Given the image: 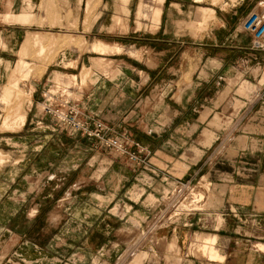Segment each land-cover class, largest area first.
<instances>
[{
	"label": "crops",
	"instance_id": "0c3cea01",
	"mask_svg": "<svg viewBox=\"0 0 264 264\" xmlns=\"http://www.w3.org/2000/svg\"><path fill=\"white\" fill-rule=\"evenodd\" d=\"M31 1L35 0H0L2 20L13 23L7 17L15 13L21 18L18 21L33 22ZM259 2L264 0H225L211 7L199 6L216 13L217 19L192 38L190 33L179 34L183 19L176 14L184 12L186 3L163 0L156 6L162 13L148 57H81L82 65L95 66L82 91L81 105L106 124L108 135L118 139L129 135L147 146L151 166L141 170L114 149L88 137L73 139L76 155L59 157L65 149L56 146L48 148L51 160L46 159V149H39L32 158L27 155L28 162L20 164L21 171L5 182L7 189L0 195V264H94L96 258L98 264H118L121 253L132 248L138 230H146L154 220L160 203L153 202L154 196L160 199L170 186L165 177L189 183L204 178L215 193L205 187L207 182L200 187L219 202L217 210L230 209L225 213L230 219H264V49L254 48L252 35L242 28L252 11L262 9ZM164 3L166 19L161 22ZM130 4L118 3V10L128 16ZM98 41L91 46L95 52H99L95 50ZM100 58L113 63L109 70ZM8 59L6 53H0V66ZM87 76L85 73L83 78ZM12 80L4 94L6 102L12 98L11 90H16ZM243 81L247 82L241 85ZM251 84L257 86L255 90ZM21 112L26 115L24 126L27 111L22 105ZM79 140L89 146L80 147ZM84 149L87 153L82 157ZM145 174L151 182L141 178ZM148 192L154 194L149 201ZM67 194L71 195L70 207L64 215L58 214L55 206ZM99 199L96 205L101 211H90L89 202ZM111 203L130 207L127 213L133 211L138 223L127 214L110 213ZM197 205L205 207L206 196L194 207ZM209 216L200 211L184 214L180 221L157 229L155 236L182 239L180 264H264V241L255 249L248 243L250 239L245 243L238 238L242 230L246 236H255L253 226L234 229L231 238L236 244L227 255L218 247L217 233L199 235V251L207 260L191 258L186 247L191 221ZM144 248L154 252L158 246L150 240ZM144 255L137 253L132 264H141ZM162 264L171 263L164 260Z\"/></svg>",
	"mask_w": 264,
	"mask_h": 264
},
{
	"label": "rangeland",
	"instance_id": "374dc122",
	"mask_svg": "<svg viewBox=\"0 0 264 264\" xmlns=\"http://www.w3.org/2000/svg\"><path fill=\"white\" fill-rule=\"evenodd\" d=\"M87 1L91 4V6H93L91 9L93 10V14L90 13L92 12L91 10L88 12L86 11V0L31 1V11L34 14V18L33 22L30 23L24 21L23 19L22 21H18L21 19L18 15L15 20L16 22H4L0 14V53L4 52L10 57V59H8L9 61L2 60V67L0 66V150L5 155V157L4 155H1V158L4 161H0V195H2L7 189L5 187V182H7V180H13V178L15 179L17 173L21 171L20 164H23L25 161L28 162L27 159L31 156H34V154L37 153L39 149H42V151L46 149V154L44 152L41 153H44L45 156H47L46 159L48 160L53 159V155L49 154L50 152H48V148L52 149V147L55 146L65 149L64 154H59V157L65 156V154L69 153L76 155L78 147L75 149L72 141L73 139L77 138L85 139L86 136L84 131L80 129L74 133L73 130H71V124H65L52 112H50V110L47 109V106L49 108H54L57 104L67 105L66 102L69 101L70 103L79 107L81 111L89 113L81 105L80 101L83 98L82 91H84L88 85L87 81L90 79L92 70L95 66H89L88 64L82 65L81 57L101 56L110 58L113 57L114 54H117L120 56L127 55L137 59H145L151 53L150 47L154 46L152 44L153 39L151 38L155 36V32L160 25H157L156 22L158 19L155 20L154 17L155 8H157L156 6L161 4L158 2V0ZM182 1L186 3V5L183 6L184 12L181 14H176L179 19H183L179 23V34H181L180 31H183L190 33V35L193 36L192 38H194L197 35L207 31L210 25L217 19L216 13L214 15L211 10L207 8H201L205 16L204 20H193L196 19L195 13L198 8H200L199 6L211 7L212 4L219 5L225 0H201L199 2H193L192 0ZM118 3L124 5L131 3V12L128 16L123 15L118 10ZM166 5L167 4L164 3V12L162 14L161 22L166 19ZM14 24L20 25L19 29L15 30L12 28H7L8 26ZM34 32L40 34L44 33L45 35H48V37L53 36L54 38H57L59 44L49 45V47H55L53 49L51 47H47V51L45 52L42 59L39 57L38 46L37 48L36 46H30L28 48V53L26 56L24 55L23 59L25 62L29 63L31 76L27 78L23 77L24 79L22 78L23 80L21 79L19 81L17 89L11 90L13 92L12 98L6 102L4 101V94L13 75L12 72L15 70V68H17L18 63L22 60V54L20 50L22 48L23 41L27 35L28 39L29 36ZM70 36H74L75 39L79 41V43H76L77 41H73L71 45H64L63 41L68 39V37L70 38ZM98 40H103L110 46L120 44L122 51L116 52L114 50H110L106 53H103V55L99 52H95L91 49V46ZM61 47H63V49ZM11 48L13 49L10 50ZM95 60L97 59L91 58V61L95 62ZM98 60H101L107 69L113 65V63H110L107 59L100 58ZM39 65L41 67L38 69ZM40 69H42V71ZM103 71L105 73H109V71L106 72L104 69ZM40 72L41 74H39ZM85 73H88L87 78H83ZM9 75H11L10 78H8ZM73 75L76 77L74 78ZM58 77H60L62 80L58 81ZM245 82L247 81L241 82V85ZM252 86V90H255L257 87L256 85ZM31 91L33 92L32 95ZM239 92L243 95H247L249 93H242L241 91ZM52 93L55 94L53 96L54 99H52L51 102H47L48 105H46V103H44V94H46V97L48 98L49 96H52ZM19 102L21 103L22 108L27 111V120L25 125L16 131L3 129V121L5 117L10 113L9 111L13 110V108L16 110ZM89 114L93 115L91 113ZM125 136L131 137L129 135ZM79 146L86 148L89 146V144L84 140H79ZM86 153L87 152L84 149V151L81 152L82 157H85ZM27 155H29V157ZM139 168L141 170H145L141 167ZM141 178L144 180L148 179L149 182H151V177H149L147 174L142 175ZM165 179L169 182L170 186L166 188L165 193L162 192L160 199H157V197L155 198L153 193H147V201H149L150 197L154 196L153 202L156 200L158 203L160 202L159 207L155 212L156 215L154 220L149 223V227L147 228L148 230H138L137 237L132 244V248L121 253L118 264H132L137 253L145 254L141 264H144L145 261L148 260L153 261V264H162L164 260H167V263L180 264V246L185 245L182 239L180 238L178 240L177 237H174L173 240H167L166 238H158L155 236V233L157 229L168 226L171 221H180L184 214L194 211H200L203 212L205 216L207 214H210L211 216H209L208 219H206V217L204 219H192L191 221L193 222L192 231L189 235L188 244H186V247L188 246L187 252L191 258L195 256L201 260H207V257H203L202 253L199 251V248L201 247L196 239L199 235L208 233H217L219 235L221 241L218 244V247L227 255L233 244H236V241L232 240L231 238L236 234V232H234V229L236 228H238V231H241V228L246 229L247 227L252 228L253 226L257 230V232L254 234L255 236H246L242 230L241 232L237 233L238 238L240 241L243 239L245 243L247 242L245 239H250L248 240L250 246L252 244L255 249H259L258 244L264 241V239L261 238V236L264 235V231L262 233V229H264V219L253 221L247 220L245 217L238 219L237 221L230 219L229 215L225 214L229 213L230 209L228 210L223 208L222 212H220L217 210L219 202L216 201L215 197H210L211 192L214 191L215 193V189L213 190L214 186H210L212 190H210L211 192L209 194L208 191H205L204 187H200L202 183L205 182L211 184V182L206 181L204 178L194 181L193 183L186 182L190 184V187L189 189H185V193L180 194L176 192L173 194L172 188H174L175 182L170 181L167 177H165ZM197 191H204V196H206L205 207H194V205L190 207H182L181 202L183 200V196L192 197L194 194L189 195V193H195ZM181 194H183V196H181ZM168 196L170 198H168ZM83 197H85V195ZM95 197L97 196L95 195ZM58 198H60V195ZM62 198L67 199L58 202L55 206V209L58 214L61 213L64 215L66 207H70L68 203L71 201V195L67 194ZM100 199L103 201V197ZM100 199L94 200L92 203L89 202L91 207L88 206V209L94 213H99L97 211H101V209L96 205V203L97 201L100 203ZM174 199L176 200L175 202H173ZM84 200L86 199L84 198ZM109 202L110 201H107L106 203L108 204ZM176 207H178V209ZM200 208H202V210H192ZM108 209L111 211L110 213H114L113 215L124 216L127 214L126 217L129 216L130 220L133 221L134 224L138 223L134 217L133 211L127 213L130 207L125 209L122 205L111 203ZM174 213L177 216H173ZM196 216L200 217L203 215L197 214ZM183 229L185 228L183 227ZM231 233L233 235H231ZM150 240H152L153 244L158 246V249L154 252H149L146 250V248H144ZM175 249L177 250L175 251ZM94 261V264L99 263L98 258H96Z\"/></svg>",
	"mask_w": 264,
	"mask_h": 264
},
{
	"label": "built area",
	"instance_id": "2783aa9c",
	"mask_svg": "<svg viewBox=\"0 0 264 264\" xmlns=\"http://www.w3.org/2000/svg\"><path fill=\"white\" fill-rule=\"evenodd\" d=\"M259 3L262 9L259 11H252L243 21L242 28L252 35L254 48L264 49V3ZM54 95L55 94L52 93V96L47 98L46 94H44V103L48 105L47 102H51L52 99H54ZM66 104L67 105L57 104L54 108H49L47 106V109L65 124H71V130H73L74 133L82 129L86 137L95 138L99 141L101 146L114 149L118 154L126 157L135 166L143 169L150 168V150L147 146L131 137L125 136L123 139H118L108 135V127L103 121L89 113L81 111L79 107L69 101L66 102ZM189 187L190 184L178 180L175 182L174 188H172V193H185V189H189ZM182 195L183 194H181V196ZM183 199L186 200L187 196H183ZM173 216H176L175 213Z\"/></svg>",
	"mask_w": 264,
	"mask_h": 264
},
{
	"label": "bare ground",
	"instance_id": "6f19581e",
	"mask_svg": "<svg viewBox=\"0 0 264 264\" xmlns=\"http://www.w3.org/2000/svg\"><path fill=\"white\" fill-rule=\"evenodd\" d=\"M196 1H201V0H196ZM160 3H163V0H160ZM92 7L93 6H91V4L88 2V4H87V12L88 11H90L91 9H92ZM94 9V8H93ZM92 12H90V13H92L93 14V10H91ZM161 8H159V7H157L156 8V10H155V13H154V17H155V20H159V18L161 17ZM212 13V12H211ZM87 14V13H86ZM91 14V15H92ZM89 15V14H88ZM204 13H203V11H202V9L201 8H198V10H197V12L195 13V18L196 19H193V20H195V21H200V20H204ZM16 18H17V15H15V13L14 14H10L8 17H7V19H8V21L9 22H13V21H15L16 20ZM87 18H88V16H87ZM206 21V20H205ZM194 22V21H193ZM203 22V21H202ZM30 35V34H29ZM73 41H77V39H75V37L73 36H70V38L68 37V39H65L63 42V44L64 45H69V44H71ZM83 41V40H82ZM81 42V41H80ZM25 44H24V46H23V49H22V51H21V54H22V57H21V61L19 62V64H18V66H17V68H15L16 70H15V72L13 73L14 75H13V80H12V85L13 86H11V87H14L15 89H17V87H18V84H19V81L23 78V77H30L31 76V71H30V68H29V63H27V62H25L24 61V59H23V57H24V55L26 56L27 55V53H28V48L30 47V46H32V47H35L36 46V48H37V46L39 47L38 48V53H39V57H41V59H42V57L44 56V54H45V52L47 51V47H49V45H51V44H54V45H58L59 43H58V40H57V38H54L53 36L52 37H48V35H45L44 33L42 34H40V33H37V32H34V33H32L30 36H29V38L26 40V42H24ZM76 43H79V41H77ZM81 44H83V43H81ZM78 45H80V44H78ZM32 47H31V49H32ZM51 47V46H50ZM49 47V48H50ZM55 47V46H54ZM53 47V48H54ZM52 48V47H51ZM52 48V49H53ZM62 49H63V47H61ZM60 49V48H59ZM95 50L96 51H99V52H108V51H110V50H114V51H121V49H120V44H116L115 46H110V45H108V44H106V42L104 43L103 41H98L97 42V45L95 46ZM50 51V50H49ZM113 51V52H114ZM112 52V51H111ZM48 53V52H47ZM51 53V52H50ZM58 53V52H57ZM38 57V56H37ZM49 57V56H48ZM51 58V57H50ZM52 60V59H51ZM43 61V60H42ZM44 61H45V59H44ZM45 63V62H44ZM47 66H48V63H47ZM41 66L39 65V67H38V69L40 68ZM41 71H42V69H40ZM39 70V71H40ZM35 73H36V71H35ZM37 73H38V71H37ZM39 74H41V72L39 73ZM84 76V75H83ZM24 79V78H23ZM22 79V80H23ZM10 84V83H9ZM19 91V90H18ZM32 91H31V95H32ZM27 94V93H26ZM28 95V94H27ZM21 96V95H20ZM24 96V95H23ZM22 97V96H21ZM21 103L19 102V107H17L16 108V110H14V108H13V110H11V111H9L10 113L5 117V119H4V121H3V129H8V130H12V129H19L21 126H23V122H24V120H25V114H22V112H21V105H20ZM3 153H1V151H0V161H2L3 159L1 158V155H2ZM203 184V183H202ZM206 184H208V183H205V185ZM210 184V183H209ZM208 184V186H205L206 188H208V189H210L211 187H209L210 185ZM204 186V185H203ZM193 189V188H192ZM209 191V190H208ZM181 193V192H180ZM179 193V194H180ZM203 192H195V193H189V195L190 194H194V196H188L187 197V199H189V200H185V199H183L182 200V202H181V205H182V207H188V206H191V205H194V204H196V202L198 201L199 202V200H201V197H204L203 196V194H202ZM176 194V193H175ZM178 195V194H177ZM187 195V194H186ZM183 196V195H182ZM194 197V198H193ZM203 199V198H202ZM178 203H180V202H178ZM201 206V205H200ZM197 207H198V205H197ZM214 243V242H213Z\"/></svg>",
	"mask_w": 264,
	"mask_h": 264
}]
</instances>
